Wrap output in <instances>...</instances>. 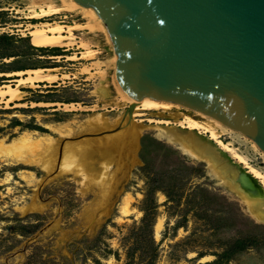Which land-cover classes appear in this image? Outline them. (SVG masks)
Masks as SVG:
<instances>
[{"label": "rangeland", "instance_id": "rangeland-1", "mask_svg": "<svg viewBox=\"0 0 264 264\" xmlns=\"http://www.w3.org/2000/svg\"><path fill=\"white\" fill-rule=\"evenodd\" d=\"M45 1L60 4L0 0V88H15L16 72L29 68L57 76L21 84L8 103L0 99V140L8 144L29 131L57 145L75 141L88 152L53 171L47 162L44 168L0 153V264H264V221L204 162L184 155L161 132L174 127L191 133L231 172L252 177L249 168L206 133L176 124L183 115L200 119L187 107L130 111L133 104L118 96L106 65L113 53L106 35L90 31L78 11L35 16L28 10ZM44 24L62 25L64 41L72 43L38 46L26 29ZM231 131L220 139L264 175V151ZM106 136L117 139L116 148L104 158L92 155L108 147ZM253 179L264 197V185ZM260 206L264 211V198ZM239 240L244 249L225 253Z\"/></svg>", "mask_w": 264, "mask_h": 264}, {"label": "water", "instance_id": "water-1", "mask_svg": "<svg viewBox=\"0 0 264 264\" xmlns=\"http://www.w3.org/2000/svg\"><path fill=\"white\" fill-rule=\"evenodd\" d=\"M74 1L104 21L131 98L199 111L264 151V0Z\"/></svg>", "mask_w": 264, "mask_h": 264}, {"label": "bare ground", "instance_id": "bare-ground-1", "mask_svg": "<svg viewBox=\"0 0 264 264\" xmlns=\"http://www.w3.org/2000/svg\"><path fill=\"white\" fill-rule=\"evenodd\" d=\"M37 8L39 9V11H37ZM28 10H30L32 12V15L35 16H40L42 14L50 15L54 13H60L63 10L78 11L84 15L86 19L85 22L86 27L90 31L99 30L103 32L106 35L107 40L113 52L106 65L113 70V84L115 86L118 96L121 98L123 102H130L131 104L134 105L135 108H141V107L146 109L183 108V106L178 103L159 100L149 96H145L140 100H135L134 98H131L123 90V88L115 78V67H116L117 56L112 46L111 40L109 38L106 25L102 20V18L97 14V12L93 8L82 6L79 3L75 2L74 0H60V4L52 3L49 1L48 2L45 1L41 4H38L37 6L33 4L31 6H28ZM31 28L32 29L27 28L26 30H28L29 31L28 33L34 37L35 43L40 47H58V46L64 47L72 43L71 41L68 42L64 41L65 38L62 36L63 33L62 25L59 26L56 24L55 26H51L44 24L39 26H33ZM67 32L69 33L68 39L72 38L71 30H68ZM85 49L87 55L92 54V51L89 49V47L86 46ZM43 69L29 68L23 71L16 72V76H18V78L11 80V82L16 83L15 88L12 87L13 86L12 84L5 85L4 87L5 89L0 88L1 101L4 100L6 103H8L12 101L15 97H17L16 93L19 91V87L21 84L28 83L34 85L35 82L48 81V80H52L53 82L54 80L57 79L56 75L52 76V75L44 74ZM64 77L68 78V75H64ZM105 92L106 90L103 89L101 93L105 94ZM190 110H192V112L196 116L200 117V119L193 117L192 115H183L181 119H177L176 124L180 126H184L190 130H197L201 133H206L209 136L210 140L215 141L224 150L230 152L238 162L243 163L245 166H247L249 168V172L252 174V177L255 179H259V181L264 185L263 173L258 169L254 168L253 166H250L246 157L238 153L236 150H234V148L231 147L230 143H225L220 139V135H222L223 133L232 132L231 131L232 128L230 129L229 126L223 124L219 120L212 118L208 115H205L199 111L193 109ZM132 128L129 129H131L132 131ZM161 136L169 141L172 140L181 141L183 147L182 149L184 150V152L190 153L193 157H196L197 159L202 160L201 158L202 155L208 157L207 161L214 175H216L221 180L222 184L226 185L227 187L230 188V190L238 194V196L246 203L247 209L251 214H253L257 219L264 221V211L260 206L261 200L264 197H262L260 188L257 186L254 179L249 174L243 172H231L228 169H226L225 166L221 165L220 162L213 155H211L212 152L208 144L203 143L199 138L193 136L191 133L183 134V132L176 130L174 127H167L166 129L162 130ZM104 138L107 140L108 136ZM100 140H103V138ZM116 140L115 138L111 142L107 140L109 141L107 142L108 147L102 145L100 146L99 149L96 150L95 153L92 152V155L98 156L100 158H104L108 156L109 152L113 151L114 147L117 145ZM75 143H76L75 141L72 142L71 140L70 142L66 141L57 145L54 142H52V139L50 138L34 136L32 132L22 131L16 138L12 139L8 144H5L4 140L1 139L0 153L1 154L5 153L6 155H10V157H12L13 160H18L22 158L25 161L37 162L38 164H40L39 162H43V165L45 162H47V164L50 165L49 167L50 170L53 171V167H57V166L58 168L60 167V170H62L66 166H68V168L71 166L70 160L74 158L81 159L84 156L86 157L85 154H87L88 152L86 147L78 146V148H80L78 149ZM42 155L43 157H45V159H43ZM81 164H83V162ZM120 209L124 211V203H122ZM161 227H162V219L158 218L155 224L156 236H159ZM207 259H209V256H205L201 258V261Z\"/></svg>", "mask_w": 264, "mask_h": 264}, {"label": "trees", "instance_id": "trees-1", "mask_svg": "<svg viewBox=\"0 0 264 264\" xmlns=\"http://www.w3.org/2000/svg\"><path fill=\"white\" fill-rule=\"evenodd\" d=\"M243 241L239 240V241H235L226 251L225 253H231V252H235V251H239L244 249L243 246ZM207 264H218V261H213V262H208Z\"/></svg>", "mask_w": 264, "mask_h": 264}]
</instances>
